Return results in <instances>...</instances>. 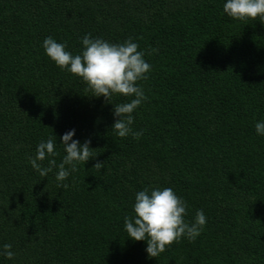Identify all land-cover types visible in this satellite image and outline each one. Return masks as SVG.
I'll return each mask as SVG.
<instances>
[{
	"label": "trees",
	"instance_id": "1",
	"mask_svg": "<svg viewBox=\"0 0 264 264\" xmlns=\"http://www.w3.org/2000/svg\"><path fill=\"white\" fill-rule=\"evenodd\" d=\"M226 2L0 0V251L15 254L0 264H264V24L229 17ZM87 34L131 38L151 65L139 140L112 128L114 105L134 97L91 96L42 46L51 36L80 54ZM73 129L97 156L63 182L58 168L41 177L28 156L53 138L58 155L40 163L59 165ZM164 187L186 201V222L203 210L206 224L149 258L124 217L137 192Z\"/></svg>",
	"mask_w": 264,
	"mask_h": 264
},
{
	"label": "clouds",
	"instance_id": "2",
	"mask_svg": "<svg viewBox=\"0 0 264 264\" xmlns=\"http://www.w3.org/2000/svg\"><path fill=\"white\" fill-rule=\"evenodd\" d=\"M223 11L237 20L260 17L264 24V0H227ZM82 44V53L76 55L66 51V45L56 42L51 36L44 39L42 46L46 55L61 70H66L86 82L88 90L93 93L91 96H103L106 102H110L113 95L134 97L130 102L114 105L113 115L116 119L112 128L119 137L131 135L139 140L143 130L134 132L131 125L134 122V110L147 99L137 83L147 79L146 74L151 71V65L145 61L144 53L137 50L138 45L131 38L116 44L102 38L93 39L91 34H87L82 38ZM255 129L259 135H264V122H257ZM74 134L75 129L68 131L60 140L66 155L59 165L55 159H49L47 167H42L40 163L58 155L53 138L39 142L36 155L28 156V162L41 177H47L54 168H58L56 180L63 182L71 172L78 171L77 164H85L90 158L97 156L90 147V139L81 144L79 140L72 139ZM93 168L100 171L103 162L97 161ZM57 186L65 189L69 187L62 183ZM133 210V216L124 217V228L128 237L134 241H147L146 252L149 258L158 257L166 250V246L178 242L182 237L190 242L195 241L206 224L203 210H197L194 222L185 221L187 203L170 187L153 189L150 193L147 188L137 192ZM11 248V244L3 245L0 255L13 259L15 254Z\"/></svg>",
	"mask_w": 264,
	"mask_h": 264
}]
</instances>
